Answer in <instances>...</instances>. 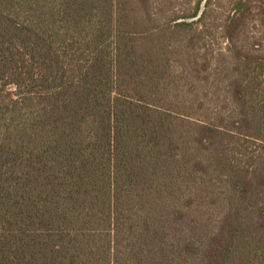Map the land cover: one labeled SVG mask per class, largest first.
Wrapping results in <instances>:
<instances>
[{"label":"trees","instance_id":"1","mask_svg":"<svg viewBox=\"0 0 264 264\" xmlns=\"http://www.w3.org/2000/svg\"><path fill=\"white\" fill-rule=\"evenodd\" d=\"M179 1L0 0V264H264V0Z\"/></svg>","mask_w":264,"mask_h":264},{"label":"rangeland","instance_id":"2","mask_svg":"<svg viewBox=\"0 0 264 264\" xmlns=\"http://www.w3.org/2000/svg\"><path fill=\"white\" fill-rule=\"evenodd\" d=\"M195 0H182L179 1V3L182 5H180L179 3H176V8L177 9H188L189 7L192 6V2H194ZM229 2L230 0H217V2H215L214 8H216V20L220 21L221 18H223V16H226L225 13H227V10L229 9ZM261 20L259 19H253L249 21L250 26H259L261 24ZM213 48L215 50L217 49H221L224 48V44L221 43V41H217L216 43H214Z\"/></svg>","mask_w":264,"mask_h":264}]
</instances>
